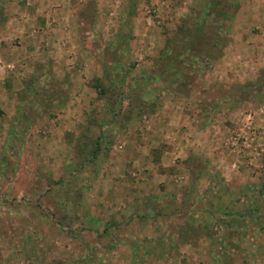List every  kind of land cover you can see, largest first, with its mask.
Wrapping results in <instances>:
<instances>
[{"label":"rangeland","instance_id":"374dc122","mask_svg":"<svg viewBox=\"0 0 264 264\" xmlns=\"http://www.w3.org/2000/svg\"><path fill=\"white\" fill-rule=\"evenodd\" d=\"M65 1L82 85H32L19 114L0 106V264H264V0H214L204 35L170 65L162 52L184 45L207 0ZM164 96L216 131L211 152L175 154L153 133ZM153 174L169 197L138 209L148 191L136 185ZM159 207L171 216L151 233Z\"/></svg>","mask_w":264,"mask_h":264},{"label":"crops","instance_id":"0c3cea01","mask_svg":"<svg viewBox=\"0 0 264 264\" xmlns=\"http://www.w3.org/2000/svg\"><path fill=\"white\" fill-rule=\"evenodd\" d=\"M15 2L16 0H0V7L4 9V16L6 17L2 21L0 20V33L10 32L8 34H11L8 38V42L5 41L6 38L2 36L6 43L0 45V58L8 61V63L11 62L10 64L14 66L12 71H7L6 69L0 71V76L2 72L6 73L3 79V89H1L0 106L4 109L6 105H9L13 114H19L21 112L19 110L21 106L20 96L22 97L24 93H29V88L32 87V85H72L70 89L76 91V88H79L82 84L80 78L75 77L73 80L72 74L78 76V73L68 70V60L73 58L71 51L72 46H67V44L71 42L69 40L70 38L66 40L61 30L64 24L65 26L66 23L68 24V18L66 19L63 17L62 11L67 2L65 0L26 1V7L22 6L24 14L20 13L19 15H17L15 11L17 8H21V6H17ZM12 4L17 8H12ZM58 6H62L63 8ZM48 11H51V13H48ZM45 12L47 14H45ZM11 41L14 42V44H12ZM65 46L68 48H65ZM91 71L93 72L94 70ZM69 77L72 78L69 80ZM33 89L34 88H32V90ZM38 95H40V93L36 94L37 97L35 101L39 102L41 96L38 98ZM175 101L176 98L173 99L164 96L161 101L162 104L164 103V106L162 107L159 119L154 121L153 133L156 132L162 136L167 132L172 136L170 140L172 142L174 141L172 144L175 148L173 151L174 153L176 152L175 154H181V151H183L181 148L186 149L185 153L191 152V154L198 149H200L201 152L206 151V149L211 152L214 147H216L213 143L216 141V144H219L215 139L217 136L216 131L212 132L210 129L208 131L206 124L199 123L200 121H198V126L196 125V121L192 120L191 122L187 116L185 117L179 114L182 113V111L181 109H176L178 107H176ZM88 104H90V101H88ZM66 119H68V117H64L63 115L58 117V120H60L64 126L66 125ZM7 120L8 117H4V119L0 118V126H2V123L4 124L3 121ZM65 127H63L62 130L58 128L56 131H51V133L56 136L61 134L60 136H62L63 133L61 132H64ZM214 151L216 152L217 149ZM166 177L167 176L164 177L161 174H153L152 180L146 179L147 181H143L136 185L138 191L140 189L148 191L147 194H135V206L138 209H141L139 203L143 202V204L154 206L160 198L169 197V195L165 193L166 190L163 185L166 182ZM146 182H150V188L145 189ZM113 199L114 198L110 197V201ZM133 204L131 206H133ZM164 208L161 207L158 210H154L156 215L154 220H151L152 222L150 223H153L154 227L152 228H156V230L151 231V233H157L158 229L163 230L165 228L164 223L161 222L162 220L158 221L160 224L156 222L158 219L171 216L170 213L166 212V208ZM174 212L176 211L173 210L172 214ZM136 219V233L138 235L151 230L150 227L147 229L146 227L145 229H142V227L140 228L141 222L144 220L143 218L139 217L138 219V217H136ZM141 219L143 220L141 221ZM150 223L148 224L151 225ZM148 224H146V226ZM142 242L143 241H140L141 245L143 244Z\"/></svg>","mask_w":264,"mask_h":264},{"label":"trees","instance_id":"16d2710c","mask_svg":"<svg viewBox=\"0 0 264 264\" xmlns=\"http://www.w3.org/2000/svg\"><path fill=\"white\" fill-rule=\"evenodd\" d=\"M215 5H219L218 1H214V0H207L206 1V5H205V9L201 12V14L199 15V20L196 21L190 28L189 27H185L182 31L185 33V38L181 39L180 42H185L184 45H179L180 43L178 42L173 48L172 46H168L164 52H162L161 54V61L166 62L168 61L169 65L172 64V57H179L182 58V56H186L187 52L189 50L188 47L190 45H193L194 42V38H198V37H202L204 35V27L205 25V21L207 20V18L209 16H212L214 13L213 9ZM174 49H176V51L178 52V54L176 55L174 53ZM175 54V55H174ZM151 79H154L152 77H150ZM262 219H264V217H261Z\"/></svg>","mask_w":264,"mask_h":264},{"label":"built area","instance_id":"2783aa9c","mask_svg":"<svg viewBox=\"0 0 264 264\" xmlns=\"http://www.w3.org/2000/svg\"><path fill=\"white\" fill-rule=\"evenodd\" d=\"M14 68V66L12 64H4L1 60H0V71H3L4 69H6L7 71H12Z\"/></svg>","mask_w":264,"mask_h":264}]
</instances>
